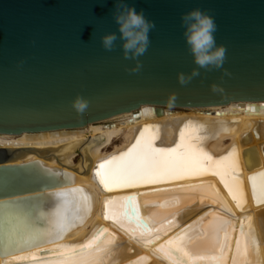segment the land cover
Wrapping results in <instances>:
<instances>
[{
  "label": "bare ground",
  "instance_id": "obj_1",
  "mask_svg": "<svg viewBox=\"0 0 264 264\" xmlns=\"http://www.w3.org/2000/svg\"><path fill=\"white\" fill-rule=\"evenodd\" d=\"M181 130L184 146L177 148ZM142 132L141 148L150 145L155 157L150 162L155 178L108 190L100 164L127 152ZM189 145L212 158L202 162L207 171H190L199 157ZM0 154L6 163L32 162L56 178L43 190L15 195L21 200H6L15 206L7 212L14 229L10 225L3 240L0 264L33 256L39 259L24 264H264V202H257L264 173V101L162 106L161 112L145 105L138 118L132 112L86 126L0 135ZM224 157L219 171L231 192L213 174L214 162ZM31 199L35 212L20 213Z\"/></svg>",
  "mask_w": 264,
  "mask_h": 264
},
{
  "label": "water",
  "instance_id": "obj_2",
  "mask_svg": "<svg viewBox=\"0 0 264 264\" xmlns=\"http://www.w3.org/2000/svg\"><path fill=\"white\" fill-rule=\"evenodd\" d=\"M120 2L156 25L135 73L114 20ZM196 8L217 24L216 43L226 49L220 68H199L185 42L181 14ZM108 33L117 35L113 51L101 44ZM193 68L200 75L181 85L177 73ZM171 93L173 106L186 108L264 101V0H0V135L86 126L132 112L138 118L145 105L157 112L169 106ZM78 94L90 102L83 114L71 105ZM4 160L0 154V249L10 225L14 229L7 212L15 206L6 200H21L15 195L56 179L32 162ZM50 200L43 198L45 205ZM35 205L31 199L20 213L31 215Z\"/></svg>",
  "mask_w": 264,
  "mask_h": 264
},
{
  "label": "clouds",
  "instance_id": "obj_3",
  "mask_svg": "<svg viewBox=\"0 0 264 264\" xmlns=\"http://www.w3.org/2000/svg\"><path fill=\"white\" fill-rule=\"evenodd\" d=\"M114 20L118 25L120 39L123 41V56L126 60L135 61L130 72H139L142 65L138 57L145 54L150 46L149 33L156 25L146 19L143 11L137 12L133 6L120 2L116 6ZM181 25L184 28L183 36L188 49L193 56L194 63L199 68H220L225 61L226 49L217 45L214 33L217 31L215 19L209 13L199 8L181 14ZM117 35L108 33L101 37L102 47L106 51L116 48ZM200 75L198 68H193L190 74L177 73V80L181 85L189 83L193 77ZM217 90V85H212ZM176 100L175 93L169 94L166 103L173 106ZM89 100L79 94L71 101L72 108L77 114H83L89 108Z\"/></svg>",
  "mask_w": 264,
  "mask_h": 264
},
{
  "label": "snow or ice",
  "instance_id": "obj_4",
  "mask_svg": "<svg viewBox=\"0 0 264 264\" xmlns=\"http://www.w3.org/2000/svg\"><path fill=\"white\" fill-rule=\"evenodd\" d=\"M153 127V126H149ZM148 129H145V132H147ZM144 137V132L141 133V138H138L136 143L125 153H122L118 157H112L111 159L105 161L104 163L100 164V169L102 170V176L105 187L108 190H112L113 185H123L128 186L132 183L138 181V180H153L155 178V174L157 172V169L150 163L152 160L155 159L151 146L148 145L147 149H142V138ZM181 137V144L177 145V148L183 147V141L185 137L184 130H181L180 133ZM138 149H141L140 152H137ZM190 151L193 153V155L199 157L197 160V167L191 169L194 174H199L207 171L202 166L203 160L211 161L212 158L202 150H197L195 146L189 145ZM160 152H163L165 150H158ZM169 152H176L177 149H169L167 150ZM133 153H137V155L132 158L131 160H128L126 158L132 157ZM227 157L221 158V161H215L214 165L216 170L213 172L215 175H220L221 180L225 183L226 187H229L227 181L224 178V175L219 171L220 167L222 166V161L227 160ZM260 178V195L257 198V202L261 203L264 202V173L259 174ZM250 180L253 181V192L254 195L257 190V176L250 177ZM229 191L231 192V188L229 187ZM235 198V197H234ZM125 200L127 198H124ZM136 211L138 213V206H136ZM128 215H132V209H127ZM107 232V229L104 230ZM91 241L86 243L83 247L90 246ZM71 250V249H69ZM239 250V249H238ZM9 253H5V255H8ZM32 259H39V257L33 256V257H19L16 261H5V264H24L25 261Z\"/></svg>",
  "mask_w": 264,
  "mask_h": 264
}]
</instances>
